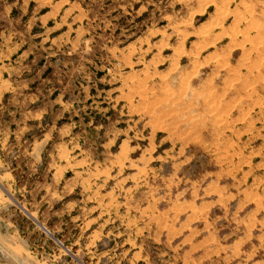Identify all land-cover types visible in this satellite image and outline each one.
I'll list each match as a JSON object with an SVG mask.
<instances>
[{"label": "rangeland", "instance_id": "obj_1", "mask_svg": "<svg viewBox=\"0 0 264 264\" xmlns=\"http://www.w3.org/2000/svg\"><path fill=\"white\" fill-rule=\"evenodd\" d=\"M31 207L72 264H264V0H0V208Z\"/></svg>", "mask_w": 264, "mask_h": 264}, {"label": "crops", "instance_id": "obj_2", "mask_svg": "<svg viewBox=\"0 0 264 264\" xmlns=\"http://www.w3.org/2000/svg\"><path fill=\"white\" fill-rule=\"evenodd\" d=\"M6 210L0 208V251L4 258L0 264H72L75 259L70 249L55 234L56 231L50 229H56L55 226L41 221L43 213L39 208H24L19 212L30 221L23 225L10 220V214L4 212ZM43 236L45 240L41 239ZM50 241L52 244H47ZM18 251L21 253L16 254Z\"/></svg>", "mask_w": 264, "mask_h": 264}]
</instances>
